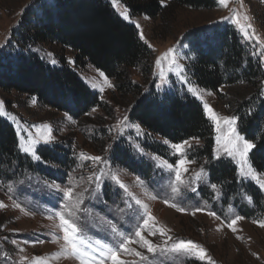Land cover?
<instances>
[{
    "label": "rangeland",
    "instance_id": "obj_1",
    "mask_svg": "<svg viewBox=\"0 0 264 264\" xmlns=\"http://www.w3.org/2000/svg\"><path fill=\"white\" fill-rule=\"evenodd\" d=\"M216 1V6L211 9L196 10L182 7L173 16H168L165 20L159 17L151 18L147 15L131 16L129 10L120 1H117L114 8L120 15L127 10L130 17L128 21L135 26L137 23L140 25V28H137L139 34L142 30L143 41L153 51L151 77L147 75L148 72L145 68L134 69L132 75L135 81L140 84L146 82L149 88L154 85V91L160 99H164L168 95L193 97L202 109L203 103L206 102L220 116L231 117L237 116L231 107L233 106L232 103L235 102L237 88L245 82L238 81L237 85L234 86L228 84L221 88L220 94L199 86L191 70L196 57L193 43L200 41L203 48H208V45L214 43L213 38L216 30L223 31L229 28L238 35L242 45L246 47L248 55L255 61H259L264 69V0H243L242 7L239 0H229L228 7H224L219 4L218 0ZM45 2L55 4L57 0H0V45H3V47H0V54L4 51H7V55L14 56L17 54L16 52L20 48H15V46L9 49L7 47L13 41L12 37L15 29L27 14L29 18V12L38 9V3ZM233 10L241 13V23L244 24L247 22L243 20V14H247L250 18L249 22L255 29V35L260 39V46H254V40L250 42L245 38L237 25L229 21H222V17L233 16ZM249 31L251 32V30ZM43 48L50 62L56 61L57 57L54 50L46 46ZM170 48L176 50L177 62L184 66V74L190 85L196 87L203 100L188 92L189 85L184 84L175 72H169L171 57L161 61L164 78H159L161 69L157 68L156 60L162 57ZM253 52L256 55H252ZM67 60L68 64L74 67V63H69V61H73L71 52H67ZM99 72L101 71L91 64L79 70L80 76L89 90L98 94V99L103 104L102 108H94L89 114L81 118H76L65 111L43 106L35 97H28L16 91L5 92L0 88V101H3L4 111L19 119V129L9 117L0 115V118L12 123L16 132L20 130L26 141L28 140V134L23 129H28L32 134V138L38 139L41 134L47 133V129H37L32 126H51L55 144L50 147L42 144L37 145L38 154L40 155V149L49 148L57 150L59 154L68 153L72 160L70 167L62 168L43 158L42 161L44 162H37L30 158L36 166L34 170H29V168L20 169V172L13 170V178L10 180L0 179V201L7 205L4 209H0V264H33V258L37 256L44 257L46 264H79V261L72 256L65 257L61 255L57 258L55 255L61 252L60 245L64 241L61 239L59 243L51 242L53 233L59 232L58 228L53 227V225L59 223V220L58 218L49 220L47 216L58 205L59 193L49 188L48 185L55 182L61 188H65L70 184H77L75 192L79 193L84 188L89 187L88 177L97 171L98 167H102L105 172L119 174L121 180L128 185L129 190L149 205L151 214L156 218L157 227L170 230L168 235L174 239H191L203 245L215 264H264V227L253 222L264 221V212L260 209V202L257 203L253 189L259 193L263 205L264 189H260L255 181L241 180L237 175L238 166L235 160L227 157L222 147L219 150V159L214 158L218 148L216 143L217 133L214 126L211 157L200 158L196 155V149L204 145L202 141L188 140L192 148L187 150L186 159L194 161V163L186 165L189 172L184 174L185 179H188L203 168L208 186L200 184L201 190L198 194L186 192L182 195H176L171 192L169 187L171 183L170 173L157 167L156 165L160 161L153 160L151 157L158 156L169 163H173L177 160V156L173 154V150L169 145L164 143V140H160L167 148L163 154L152 149L151 135L138 123L131 122V106L120 105L116 102L115 86L108 87V82L114 85L113 80L108 78V82H106L99 75ZM94 84L96 87L92 86ZM261 86L264 92V79ZM101 89L103 90L101 91ZM122 100L119 99L118 101L121 102ZM125 116L128 117V124H138L140 126L141 132L139 135L134 128L122 126V130H120L116 127ZM222 130L223 134H227V125H224ZM106 137L109 139L108 148L105 153H100L96 150L97 142L105 140ZM109 145H111V148H109ZM137 145L143 149V152L138 150ZM117 146L128 149L135 161L148 164L151 167L150 174L143 176L142 173L134 169L115 165L111 152ZM185 147L187 148V146ZM81 152L88 156H102L107 164L94 165L83 161L79 156ZM221 161L230 163L235 169L236 188L235 191L228 194H226L223 184L212 178L211 169ZM47 172L51 176L47 175ZM256 172L260 181L264 182V173ZM137 178L143 181L142 185L137 182ZM193 183L197 182L193 181ZM211 184L218 186L216 192L211 189ZM9 185L13 188L12 192L8 191ZM152 195H156L157 198L151 199ZM101 199L104 203H100ZM165 199L179 202L180 206L188 211H177L176 208L166 204ZM14 200L21 203L29 214L26 215L20 209L14 208L12 206ZM129 202L131 201H129L127 195L114 184L110 185L107 179L104 181L102 197H98L97 200L89 203L88 193H85L84 204L81 207H88L92 210V215L89 217L90 235H100L99 228L102 227L100 217L117 222L126 233L133 231L138 218L132 215V210L127 207ZM133 206L135 207V205ZM196 207L214 211L221 219L217 220L207 215L206 212H197L193 216L191 212ZM230 208L232 211H229ZM236 215L243 216L245 219L234 225L237 231L233 232L227 224ZM144 235L151 239L153 243H162L164 240V237L159 234L150 236L145 231ZM37 239L44 241V243L33 244L32 241ZM25 241H29V243L26 244ZM129 247L147 254L146 250L140 248L136 243L130 244ZM147 255L151 259V254ZM24 257L28 259L25 260ZM121 258L140 264L134 254L125 255L121 253ZM194 263L201 264L199 261L184 257H176L166 262V264ZM106 264H110V262H106ZM204 264H207V262H204Z\"/></svg>",
    "mask_w": 264,
    "mask_h": 264
},
{
    "label": "trees",
    "instance_id": "obj_2",
    "mask_svg": "<svg viewBox=\"0 0 264 264\" xmlns=\"http://www.w3.org/2000/svg\"><path fill=\"white\" fill-rule=\"evenodd\" d=\"M129 10L131 16L147 15L167 19L182 7L211 9L216 0H117ZM38 9L29 12L15 29L8 48H20L16 55L0 54V88L35 97L43 105L65 111L76 118L102 108L98 94L91 92L79 70L93 65L112 79L115 100L131 106L130 120L138 123L151 135L152 149L161 154L167 149L160 140L180 143L193 137L204 144L196 149L200 158L211 157L213 125L206 118L201 105L193 97L165 96L158 98L154 85L133 79L132 70L145 68L152 75L153 51L140 39L137 27L125 20L114 8L112 0H57L55 4L38 3ZM214 43L203 48L193 43L196 57L192 63L193 77L199 86L220 94L226 85H237L235 102L231 109L240 117L239 131L255 143L249 158L256 171L264 173V93L261 86L264 69L252 59L238 35L229 28L216 30ZM44 46L53 49L57 57L51 63ZM67 52L73 55L74 67L68 64ZM147 77V76H146ZM222 94V93H221ZM119 99H123L121 102ZM12 123L0 118V179L13 178V170L36 166L30 157L18 148V137ZM159 137V138H158ZM109 138V137H108ZM96 150L105 153L109 139L97 142ZM44 160L70 167L68 153L57 150H39ZM115 165L134 169L147 176L148 164L137 162L128 149L116 147L111 152ZM212 178L223 184L226 194L235 191V169L221 161L211 169ZM50 175V173H46ZM51 176V175H50ZM253 189V188H252ZM257 203L264 212L259 193ZM250 214V213H248ZM199 264V263H194Z\"/></svg>",
    "mask_w": 264,
    "mask_h": 264
},
{
    "label": "snow or ice",
    "instance_id": "obj_3",
    "mask_svg": "<svg viewBox=\"0 0 264 264\" xmlns=\"http://www.w3.org/2000/svg\"><path fill=\"white\" fill-rule=\"evenodd\" d=\"M160 2L163 4L165 0H160ZM218 2L220 5L228 7L229 0H218ZM239 3L242 7L243 0H239ZM112 4L116 5L117 0H112ZM233 11V16L222 17V21H229L237 25L239 31L245 38L250 42L254 40V46H260V39L255 35V29L249 22L250 18L247 14H243V20L247 22L244 24L241 23V13L236 10ZM121 15L125 20H130L127 10L122 12ZM136 27L140 28V25L137 23ZM249 30H251V32ZM140 39H144L142 30L140 31ZM0 47H3V45H0ZM175 52V49L170 48L162 57L156 60L157 68L161 69L159 78H164L161 61L171 57L169 72H175L184 84L189 85L187 89L188 92L203 100V97L197 92L196 87L190 85L189 80L184 74L185 68L177 62ZM252 55H256V53L253 52ZM52 63H55V61L53 60ZM69 63L74 62L69 61ZM99 75L108 82V77L105 76L102 71L99 72ZM92 86L96 87L95 84ZM108 87H114V85L108 82ZM102 90L103 89H101V91ZM203 109L207 120L211 122L217 133L216 143L218 148L214 158L219 159V150L220 147H222L226 156L235 160L238 166V177L241 180L255 181L260 189H264V182L260 181L258 173L249 161V153L256 147V145L246 139L237 129L240 117L220 116L206 102L203 103ZM0 115L9 117L19 129V119L15 116H10L9 113L4 111L3 101H0ZM224 125H227V134H223L222 128ZM122 126L136 129L138 135L141 132L138 124H128L127 116H125L116 127L122 130ZM32 127L37 129L45 128L47 129V133L41 134L40 137L36 139L32 138V134L28 129H23V131L28 134V140L26 141L25 136L21 134L20 130H18L16 133L18 137L17 148L34 161L44 162L37 152V145L42 144L50 147L55 144V137L52 135V129L49 125H33ZM192 139L198 138L193 137ZM164 143L169 145L173 150V154L177 156V160L173 163H169L167 160L158 156H152L151 159L160 161L156 166L167 170L170 173L171 183L169 187L171 192L176 195H182L186 192L198 194L201 190L200 184H204L207 187L208 185L205 180L203 168H201L200 171L195 172L193 176L188 179H185L184 177V174L189 172L186 165L194 163V161L186 159L187 150L192 148L191 143L188 140H184L180 143H170L165 140ZM185 146H187V148ZM109 148H111V145H109ZM137 148L140 152H143V149L140 148L139 145H137ZM79 156L81 160L90 162L94 165L107 164V161L102 156H88L83 152H81ZM105 179L109 181L110 185L114 184L118 189L122 190L129 198V201H131L127 203V207L132 210V215L138 218V222L135 229L130 233H126L117 222L104 217L99 218L102 225V227L99 228L100 235H90L89 233V217L92 215V210L88 207L82 208L81 205L84 204L85 193H88L89 203L97 200L98 197H102ZM193 181H196L197 183H193ZM88 182L89 187L84 188L83 191L79 193L75 192V187L78 186L77 184H70V186L65 188H61V186L55 182L48 185L49 188L59 193L58 205L47 216V219L49 220H55L57 218L59 220L58 224L53 225L54 228L59 229V232L53 233L51 239L52 243H59L61 239L64 241V243L60 245L61 252L55 254L57 258L61 255H64L65 257L72 256L79 261V264H106V262H110V264H136L135 261L122 259L121 253H123L125 255L134 254L138 258L140 264H166L167 261L176 257L196 260L201 262V264H204V262H207V264H215L203 245L191 239H174L172 236L168 235V231L170 230H166L163 227H157L156 218L151 214L149 205L129 190L128 185L121 180L119 174L115 172L108 173L105 172L102 167H98L97 171L93 172V174L88 177ZM137 182L140 185L143 184V181H140L139 178H137ZM210 187L213 192H216L218 188L216 184H211ZM8 191H13L11 185L8 186ZM150 198L156 199L157 196L152 195ZM250 199L251 198L249 197V200ZM164 202L170 207L176 208L177 211H188L186 208L180 206V203L175 200L170 201L165 199ZM100 203H104V201L101 199ZM133 205H135V207ZM12 206L25 212L26 215L29 214L25 211V208L22 207L21 203L16 200L13 201ZM5 207H7V205H5L3 201H0V209H4ZM229 211H232V209L230 208ZM197 212H206L207 215L212 216L217 220L221 219L216 212L206 208L196 207L192 210L191 214L194 216ZM243 219H245V217L236 215L230 220V222H228L227 226L233 232H236L237 229L234 225ZM253 222L259 223L261 227H264V221ZM145 231H147L150 236H157L159 234L161 237H164V240L162 243H153L151 239L144 235ZM169 241H171V243H169ZM13 243H15V241H13ZM25 243L27 244L29 241H25ZM32 243H44V241L37 239L32 241ZM132 243L138 244L140 248L146 250L147 254H151V259L149 255L130 248L129 245ZM21 251H23V249H21ZM24 259L27 260L28 258L24 257ZM33 264H46L45 258L42 256L34 257Z\"/></svg>",
    "mask_w": 264,
    "mask_h": 264
}]
</instances>
